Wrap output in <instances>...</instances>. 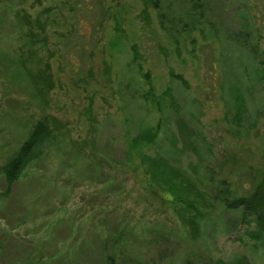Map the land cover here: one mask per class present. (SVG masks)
I'll use <instances>...</instances> for the list:
<instances>
[{"label": "rangeland", "instance_id": "374dc122", "mask_svg": "<svg viewBox=\"0 0 264 264\" xmlns=\"http://www.w3.org/2000/svg\"><path fill=\"white\" fill-rule=\"evenodd\" d=\"M213 12L249 23L264 60V0ZM216 36L177 46L142 0H0V264H264V227L216 198L264 181V82L244 78L263 64ZM149 83L177 98L166 120L138 98ZM43 117L53 133L8 188L2 166Z\"/></svg>", "mask_w": 264, "mask_h": 264}, {"label": "trees", "instance_id": "16d2710c", "mask_svg": "<svg viewBox=\"0 0 264 264\" xmlns=\"http://www.w3.org/2000/svg\"><path fill=\"white\" fill-rule=\"evenodd\" d=\"M145 5L152 8L156 12L157 22L159 28L164 34L177 46L185 44L189 39V35L196 33L202 36V40L209 38H216L219 30L226 33L229 41L235 42L240 46H246L250 49V55L253 59L254 65L257 61L263 66L253 67L254 72L251 76L245 75V84H255L264 82V60L256 59L255 45L248 42V37L251 33V25L246 24L247 33H234L230 30L223 28V26L214 18V0H142ZM90 9L89 6H87ZM30 25V24H28ZM264 52L261 54L263 56ZM258 68V69H257ZM172 77L179 82L186 84L185 80L179 74H171ZM148 77V75H146ZM249 88V87H248ZM241 87L231 88L232 99L234 101L233 109L235 111V120H241L243 113L246 110L245 98L241 97ZM136 96V94H135ZM137 97V96H136ZM139 99L149 101L160 113V117L166 120L165 111L172 112L178 110V101L174 96L171 88H167L160 94L154 92V88L149 83L148 90L142 91L138 95ZM47 117L37 120L28 136L21 142L18 149L9 157L5 164L2 166L3 175L7 182V186L11 185L18 179L22 170L25 168L27 162L32 158L34 152L39 148L43 142L52 135L53 124ZM236 122V121H235ZM237 125L239 122H236ZM165 124V121H163ZM160 121L155 125H146L140 128L139 132L133 138L135 147H140L144 144H151L156 141L160 133ZM175 141V139H173ZM228 191L219 189L216 198L227 209H236L242 207L248 213L255 215V224L259 227L256 232L257 236L261 237L264 227V181L259 182L254 191L247 197L228 198ZM185 264H190L187 260ZM218 264H223L219 262Z\"/></svg>", "mask_w": 264, "mask_h": 264}]
</instances>
